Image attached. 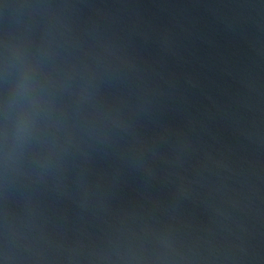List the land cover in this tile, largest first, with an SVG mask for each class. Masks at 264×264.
<instances>
[{
    "label": "water",
    "instance_id": "95a60500",
    "mask_svg": "<svg viewBox=\"0 0 264 264\" xmlns=\"http://www.w3.org/2000/svg\"><path fill=\"white\" fill-rule=\"evenodd\" d=\"M0 264H264V0H0Z\"/></svg>",
    "mask_w": 264,
    "mask_h": 264
}]
</instances>
